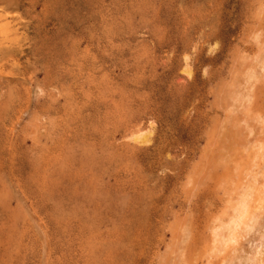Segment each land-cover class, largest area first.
I'll use <instances>...</instances> for the list:
<instances>
[{
  "label": "rangeland",
  "instance_id": "1",
  "mask_svg": "<svg viewBox=\"0 0 264 264\" xmlns=\"http://www.w3.org/2000/svg\"><path fill=\"white\" fill-rule=\"evenodd\" d=\"M256 261L264 0H0V264Z\"/></svg>",
  "mask_w": 264,
  "mask_h": 264
},
{
  "label": "bare ground",
  "instance_id": "2",
  "mask_svg": "<svg viewBox=\"0 0 264 264\" xmlns=\"http://www.w3.org/2000/svg\"><path fill=\"white\" fill-rule=\"evenodd\" d=\"M254 74V73H253ZM253 74H252V76H253ZM255 77V76H254ZM250 188V187H249ZM250 190H251V188H250ZM263 192V191H262ZM247 193H248V191H247ZM246 193V194H247ZM250 194V193H249ZM249 194H247V196L249 195ZM252 195V194H251ZM250 196V195H249ZM244 197V196H243ZM246 197V196H245ZM244 197V198H245ZM242 200H243V198H242ZM241 200V202H240V206H239V208L236 210L237 212V215H236V217H235V220H234V222H233V226H234V224L236 225V227L238 226V224L240 225L242 222H244V220L245 219H247L249 216H250V211H249V205H248V203L246 202V198H245V200H243L242 201ZM250 200V199H249ZM237 205V204H236ZM234 210H235V208H234ZM236 213H234V214H236ZM256 215V214H255ZM251 219V218H250ZM227 223V222H226ZM251 224V223H250ZM247 226L249 227V225L247 224ZM252 226V225H251ZM220 227H222V226H220ZM229 227H231V226H229ZM226 228V227H225ZM240 229V228H239ZM247 229V228H246ZM227 230H225V232H226ZM228 233V232H227ZM231 233V232H230ZM223 234V233H222ZM238 234V233H237ZM221 235V234H220ZM240 235V234H239ZM218 237V236H217ZM225 237V236H224ZM231 237V236H230ZM223 238V237H222ZM228 238V237H227ZM223 240H224V238H223ZM232 240V239H231ZM225 241H226V239H225ZM219 242H221L220 240H219ZM232 243V242H231ZM222 244V243H221ZM224 245L226 246V244L224 243ZM255 263H257V261L255 262ZM259 263V262H258ZM257 263V264H258ZM260 264V263H259Z\"/></svg>",
  "mask_w": 264,
  "mask_h": 264
}]
</instances>
